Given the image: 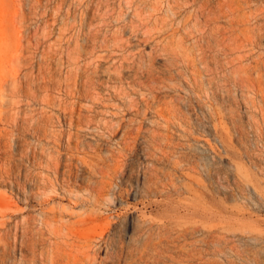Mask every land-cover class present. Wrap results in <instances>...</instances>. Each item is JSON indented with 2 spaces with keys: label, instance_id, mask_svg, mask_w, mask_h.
Wrapping results in <instances>:
<instances>
[{
  "label": "rangeland",
  "instance_id": "374dc122",
  "mask_svg": "<svg viewBox=\"0 0 264 264\" xmlns=\"http://www.w3.org/2000/svg\"><path fill=\"white\" fill-rule=\"evenodd\" d=\"M73 201L129 254L264 264V0H0V264Z\"/></svg>",
  "mask_w": 264,
  "mask_h": 264
},
{
  "label": "bare ground",
  "instance_id": "6f19581e",
  "mask_svg": "<svg viewBox=\"0 0 264 264\" xmlns=\"http://www.w3.org/2000/svg\"><path fill=\"white\" fill-rule=\"evenodd\" d=\"M168 37V36H167ZM173 38V36H172ZM171 39V38H170ZM113 61V60H112ZM109 62V61H108ZM114 62V61H113ZM97 63V62H96ZM107 65V64H106ZM117 65V64H116ZM117 67V66H116ZM147 68V67H146ZM120 69V68H119ZM117 70V69H116ZM114 74V72H113ZM151 81V80H150ZM215 113V112H214ZM224 118V117H223ZM233 118V117H232ZM225 121V120H224ZM218 127V126H217ZM219 130V129H218ZM229 130V129H228ZM220 132V131H219ZM223 135V134H222ZM232 135V134H230ZM221 136V135H220ZM230 137V136H229ZM224 139V138H223ZM222 139V140H223ZM226 142V141H224ZM230 147V146H229ZM227 151V150H226ZM238 168V167H237ZM90 180V179H89ZM239 181V180H238ZM242 181V180H241ZM76 183V182H75ZM80 185V184H79ZM154 185V184H153ZM245 185V184H244ZM247 185V184H246ZM84 186V185H83ZM206 187V186H205ZM239 187V186H238ZM241 189V188H240ZM206 190V189H205ZM242 190V189H241ZM259 190V189H258ZM257 190V191H258ZM256 191V192H257ZM76 193V192H75ZM88 193V192H87ZM92 193V192H90ZM110 193V192H108ZM70 194V193H68ZM82 194V193H81ZM112 194V193H111ZM206 194V192H205ZM75 195V194H74ZM92 198L93 203L90 202V200L88 201L90 203V205H97L98 202H100V199L103 198L104 193L98 192L97 194H90ZM109 195H107L108 197ZM76 197V196H74ZM79 197V196H78ZM116 197V196H115ZM88 198V197H87ZM205 198V197H203ZM75 199V198H74ZM77 199V198H76ZM213 199V198H212ZM214 200V199H213ZM105 201V200H104ZM112 202H114L113 200H110ZM109 201V202H110ZM208 201V200H206ZM210 201V200H209ZM212 201V200H211ZM210 201V203H211ZM74 202V201H73ZM75 203V202H74ZM102 203V201H101ZM209 203V204H210ZM83 204V203H82ZM88 204V203H87ZM114 204V203H113ZM205 204V203H204ZM208 205V203H206ZM212 204V203H211ZM150 205V204H148ZM89 206V205H88ZM112 206V204H111ZM117 206V205H116ZM119 206V204H118ZM211 206V205H210ZM81 208V206H79ZM216 207V206H215ZM74 208H77L76 203L74 206H72V208L70 210H68V212L65 213V217L61 218L60 220H57V215L52 212H45L44 210V214H43V218H42V222H43V226L48 227L49 224L52 223V221H56L57 224L54 225L53 228H51V230H49V233L51 235L50 238H53V242H51V240H49V242L44 243L43 246H41L38 249V254L35 255L34 251H32L31 256H38L39 259V263L38 264H160L162 262V260H160L159 256H145L148 254V239H151L149 236V232L152 231V226L149 225L148 229L142 230L141 228L138 229V237H132L130 238L131 242L135 243V244H142L141 246H143L141 248L140 251L136 250V253L132 254V252L126 253L125 249V243L122 240H116L114 238V231L112 229V220L110 219V216L104 217L101 216L98 210L97 212L95 211V209L90 208V209H85V208H81L79 211H75ZM98 208V207H97ZM108 208V207H106ZM111 208V207H110ZM151 208V207H150ZM202 208V207H201ZM109 209V208H108ZM216 209V208H215ZM64 210V209H62ZM166 210V209H165ZM199 210V209H198ZM103 211V210H102ZM108 211V210H107ZM111 211V210H110ZM109 211V212H110ZM115 211V210H114ZM168 211V210H167ZM172 211V210H171ZM174 211V210H173ZM186 211V210H185ZM194 211V210H193ZM218 211V210H217ZM16 212V211H15ZM106 212V211H105ZM162 212V211H161ZM164 212V210H163ZM177 212V211H175ZM204 212V211H201ZM215 212V211H214ZM234 212V211H233ZM232 212V213H233ZM167 213V212H166ZM172 213V212H170ZM179 213V212H178ZM187 213V211H186ZM185 213V215H186ZM191 214L193 212H190ZM195 213V212H194ZM200 212L198 211V214ZM218 213V212H217ZM15 214V213H14ZM158 214V213H157ZM161 214V213H160ZM183 214V213H182ZM196 214V213H195ZM194 214V215H195ZM202 215V219L203 222L207 223L210 221V218H214L215 216H211L209 211H207V209H205L204 214L201 213ZM213 214V213H212ZM215 214V213H214ZM213 214V215H214ZM5 215V214H4ZM103 215V214H102ZM111 215V214H110ZM145 215V214H144ZM163 215H165L163 213ZM170 215V214H169ZM175 215V214H174ZM178 215V214H177ZM187 215H190L189 213ZM193 215V216H194ZM210 215V216H209ZM219 215V214H217ZM221 215V213H220ZM219 215V217H220ZM236 214L232 215L234 218ZM248 215V214H247ZM61 216V215H60ZM191 216V215H190ZM199 216V215H198ZM224 215L222 214L221 218H223V220L227 219L223 217ZM231 216V217H232ZM179 217V216H178ZM184 217V215H183ZM210 217V218H209ZM218 217V218H219ZM228 217V216H227ZM239 217V216H238ZM13 218V217H12ZM56 218V219H55ZM112 218V217H111ZM169 218V217H168ZM177 218V217H176ZM180 218V217H179ZM195 218V217H194ZM198 219V217H196ZM217 218V219H218ZM161 219V218H160ZM230 219V217H229ZM228 219V220H229ZM238 219V218H236ZM201 220V219H200ZM212 220V219H211ZM214 220V219H213ZM222 220V222H224ZM234 220V219H233ZM233 220H231L233 222ZM116 221V220H115ZM202 221V220H201ZM216 221V220H215ZM218 221V220H217ZM230 221V220H229ZM237 221V220H236ZM235 221V222H236ZM211 222V221H210ZM238 222V221H237ZM261 222V221H260ZM13 223V222H12ZM116 223V222H115ZM146 223V222H145ZM154 223V222H153ZM195 223V222H194ZM218 223V222H217ZM230 223V222H229ZM147 224V223H146ZM151 224V223H150ZM148 225V224H147ZM201 225V224H200ZM232 225V223H231ZM234 225V224H233ZM26 226V225H25ZM52 226V225H50ZM142 226V225H141ZM145 226V224H144ZM156 226V225H155ZM161 226V228L163 227L166 231V227L165 225L161 224L159 225ZM170 226V225H169ZM199 226V225H198ZM216 226V224H215ZM219 225L216 226V228ZM23 227V226H21ZM139 227V226H138ZM143 227V226H142ZM147 227V226H146ZM172 227V226H170ZM169 227V229H170ZM195 227V226H194ZM193 227V228H194ZM197 227V226H196ZM158 228V227H157ZM160 228V229H161ZM192 229L191 233H193V231H195L196 229ZM215 228V227H214ZM257 228V227H256ZM174 229V228H173ZM185 229V228H184ZM181 230L180 232H178V235L176 236V238H180V237H185L186 234L189 235L188 233V229L185 230ZM190 229V230H191ZM200 229V227L198 228ZM116 230V229H115ZM158 230V229H157ZM156 230V231H157ZM163 230V229H162ZM163 230V232L165 231ZM155 231V230H154ZM159 231V230H158ZM198 231V230H197ZM137 232V231H136ZM153 232V231H152ZM175 232V231H174ZM200 232V231H198ZM214 232V231H213ZM155 233V232H154ZM166 233V232H165ZM169 233V232H168ZM167 233V235H168ZM172 233V232H171ZM190 233V234H191ZM197 233V232H196ZM201 233L205 235L207 237L212 236L211 235V231L208 229L206 230V228H203L201 230ZM215 233V232H214ZM224 233V232H222ZM158 234V233H157ZM161 233H159L160 235ZM175 234V233H174ZM213 234V233H212ZM226 234V233H225ZM228 234V233H227ZM232 234V233H231ZM116 235V234H115ZM119 235V234H118ZM136 235V234H135ZM153 235V234H152ZM162 235V234H161ZM165 236H167L166 234H164ZM193 235V234H192ZM198 235V234H197ZM210 235V236H209ZM215 235H218V233ZM214 235V236H215ZM155 236V235H153ZM158 236V235H157ZM156 236V237H157ZM173 236V235H172ZM191 236V235H190ZM222 236V235H221ZM159 236L158 239H160ZM170 237V235H169ZM168 237V238H169ZM199 237V236H198ZM202 237V236H201ZM200 237V238H201ZM156 238V239H157ZM164 238V237H162ZM216 238V237H215ZM155 239V238H153ZM155 239V240H156ZM157 239V240H158ZM172 239V238H171ZM181 239V238H180ZM207 239V238H206ZM214 239V238H213ZM217 239V238H216ZM220 239V238H219ZM226 239V238H225ZM154 240V241H155ZM166 240V239H165ZM168 240V239H167ZM173 240V239H172ZM175 240V239H174ZM183 240V239H182ZM222 240V237H221ZM150 241V240H149ZM163 241V240H162ZM178 241V240H177ZM186 241V240H183ZM201 242V240H199ZM182 242V241H181ZM198 242V241H197ZM167 243L164 242V244ZM180 243V242H179ZM178 243V244H179ZM184 244V242H183ZM204 244V243H203ZM209 244V243H208ZM230 244V243H229ZM177 245V244H176ZM175 245V246H176ZM226 245V244H225ZM31 246L33 247V243H31ZM137 246V245H136ZM140 246V247H141ZM150 246V245H149ZM164 246V245H163ZM161 245V248H164ZM167 246V245H166ZM218 246V245H217ZM224 246V245H223ZM133 247V249H134ZM139 247V248H140ZM173 247V246H172ZM183 247V246H182ZM180 247V248H182ZM132 248V247H131ZM167 249L170 247H166ZM228 248V247H227ZM129 249V248H128ZM157 249V247H156ZM225 249V248H224ZM170 250V249H169ZM173 250V249H172ZM176 250V249H175ZM183 250V249H182ZM185 250V249H184ZM133 251V250H132ZM152 251V250H151ZM150 251V252H151ZM162 251V250H160ZM154 252V251H153ZM220 252V251H219ZM223 252V251H222ZM229 252V251H228ZM166 253V252H164ZM159 254V253H158ZM149 255V254H148ZM151 255V254H150ZM160 255V254H159ZM171 255V254H170ZM183 255V254H182ZM31 261H34L31 257ZM28 262V261H27ZM36 263V262H35ZM181 263V262H180ZM33 264V263H32ZM164 264V263H162ZM166 264V263H165Z\"/></svg>",
  "mask_w": 264,
  "mask_h": 264
}]
</instances>
